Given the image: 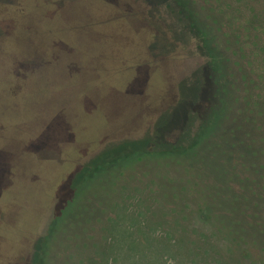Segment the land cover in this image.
<instances>
[{
	"label": "trees",
	"instance_id": "trees-1",
	"mask_svg": "<svg viewBox=\"0 0 264 264\" xmlns=\"http://www.w3.org/2000/svg\"><path fill=\"white\" fill-rule=\"evenodd\" d=\"M94 1L88 0L87 15L75 18L69 13L59 12L68 0H0V74L5 75V84L12 91V103L19 101L26 88L37 80L39 71L50 67L53 61L64 62L69 75L80 67L79 51L64 41L66 46L49 40L44 47H32L33 22L37 18L30 13V6L40 3L50 7V15L60 23L68 25L71 19L80 20L78 26L84 28L90 40H99L104 48L110 49L111 57L106 56L107 52L101 56L106 63L107 60H118L123 65H133V69L134 65L140 66L137 62L144 45L135 36L141 35L140 28L135 33L136 29L130 26L125 14H109L101 8L94 10L93 6L100 7ZM177 4L181 5V2L167 0L164 8L174 17L173 20L177 19L181 24L183 20L195 21L196 13L201 15L200 6L195 8L191 5L189 8L188 3H184V9L182 4L178 10ZM50 15H42L41 18L50 20ZM21 28L26 32L24 41L16 40ZM256 40V36L252 39L251 35L241 34L228 19V45L235 54L233 58L238 60L234 65L239 66L240 79L246 85L244 93L248 95L244 102L247 109L254 103L252 101L257 102V98L248 93L256 81L245 68L255 62ZM20 43L28 47L22 53L16 49ZM246 47L249 51L245 50ZM197 79L202 82L201 76ZM105 90L93 89L80 102L69 93L58 96L55 103L53 98L42 102L40 111L31 119L10 123L11 134H6L9 126L4 131L0 126V264L80 262L95 244L91 227L96 224L102 230L105 219L117 206L116 198L125 182L136 181L141 174L151 176L146 170H155L156 167H180L184 174L179 179L177 176L167 178L166 174L162 180L159 179L158 192L150 193L157 206L153 214L164 216L170 213L176 221H181L188 211H193L201 215L202 222L211 230V238L220 237L213 243L220 251L236 254L246 261L253 259L251 264H264V132L259 127L253 128L259 118L250 125V120L243 117V109L232 114V121H228L232 116L225 114V124L212 137L206 134L212 129L208 120H199L200 128L195 136H190L192 132L187 129L177 140V145L185 140V152L193 149L187 155L184 151L183 155L141 151L138 141L113 142L100 147L96 144L100 140L101 144L104 143L106 129L112 127L106 126V120L102 118L105 128L101 131L99 128L94 132L101 121H91L79 131L78 121L88 116L74 110L79 106L80 110L85 108L101 115L98 102H101ZM197 118V115L191 117L190 123ZM3 122L0 121V125ZM20 129H24L22 133ZM169 145L161 143V148ZM51 149L53 158L44 154ZM67 171L70 178H67L66 186L70 195L64 198L57 211V204L53 206L50 202L57 183ZM52 179L54 183L50 181ZM166 183L175 187L171 191L162 189ZM178 183L184 184L180 191ZM66 186L61 184L59 189ZM44 194H47V199ZM41 199L46 200L47 209L39 218L34 209L41 204ZM29 216L36 220H31V226L26 228ZM34 224L41 225L38 231L32 227ZM22 226L25 229L16 233Z\"/></svg>",
	"mask_w": 264,
	"mask_h": 264
},
{
	"label": "rangeland",
	"instance_id": "rangeland-1",
	"mask_svg": "<svg viewBox=\"0 0 264 264\" xmlns=\"http://www.w3.org/2000/svg\"><path fill=\"white\" fill-rule=\"evenodd\" d=\"M125 1L95 0L100 7L93 6V9L101 8L109 14H125L130 26L136 29L135 33L140 28L141 35L135 36L143 42V53L137 62L140 66L134 65V69L133 65H123L118 60H107L106 63L101 56L107 52L106 56L111 57L110 49L107 46L104 48L99 40H90L84 28L78 26L80 20L71 19L72 22L67 25L54 20L50 7L43 3L30 6V13L37 18L33 22L35 32L31 35L32 47H44L49 40L65 42L79 51L80 67L69 75L66 74L64 62L53 61L50 67L39 71L37 80L26 88L16 104L12 103V91L5 84V75L0 74V121H4L0 126L3 131L9 126L7 135L12 132L10 123L31 119L40 111L42 102L53 98L55 103L58 96L66 93L80 102L93 89H106L101 95V102H98L101 115L85 108L80 110L79 106L74 111L88 116L78 121L79 131L91 121H101L94 132L99 128L101 131L105 128L102 118L106 120V126L112 127L106 129L108 132L104 134V143L101 144L100 140L96 144L100 147L113 142L138 141L141 151L183 155L184 148H187L185 140L178 145L177 140L187 129L192 132L190 136H195L200 128L199 120L207 119L212 129L206 134L212 137L225 124V114L232 116L241 109L244 110L243 117L250 120V125L258 117L259 122L253 128L259 127L264 132V0H179L183 7L177 4L178 10L181 7L184 9V3H188L189 8L191 5L202 8L201 15L196 13L195 21L189 18L191 21L183 20L182 24L165 12L167 0ZM87 5L88 0H68L59 12L80 18L88 14ZM189 8H186L188 13ZM47 14L51 16L50 20H43L41 16ZM228 19L232 20L234 27L239 28L241 34L251 35L252 39L257 37V55L253 56L255 62L245 67L256 81L248 93L254 99L256 97L257 102L252 101L255 104L248 106L249 109L245 108L244 102L248 95L244 93L246 85L240 79L239 66L234 65L238 60L233 58L235 54L228 45ZM18 34L16 40H26L23 28L18 30ZM19 46L16 47L19 53L28 48L21 43ZM245 50L249 51L247 47ZM241 62L243 66L245 58ZM199 76L202 82L197 79ZM46 82L48 85H44ZM196 115L197 121L193 119V124L190 123V118ZM233 119L232 116L228 121ZM23 130L20 129V133ZM161 143L170 145L161 148ZM179 145L180 148L177 147ZM191 151L193 149L184 151V154ZM44 154L55 157L52 149L48 153L44 151ZM146 171L151 176L141 174L136 181L125 182L116 198L117 206L105 219L102 230L96 224L91 227L95 244L90 253L73 264H251L253 259L242 260L236 254H227L214 246L213 243L220 237L211 238V230L202 222L201 215L188 211L185 219L176 221L170 213L164 216L153 214L157 206L151 194L158 192L159 179L162 180L165 174L166 177L177 176L179 179L184 173L180 167H156L155 170ZM66 173L57 183L50 202L53 206L57 204V211L64 198L70 195L66 186L69 171ZM157 175L161 176L156 178ZM50 181L53 182V179ZM61 184H65L66 188L59 189ZM165 185L162 189L171 191L175 187L169 183ZM177 185H180V191L184 184ZM44 195L47 199V194ZM40 203L34 209L39 218L47 209L46 200L41 199ZM31 220L36 219L32 216L26 219V228L31 226ZM32 227L38 231L41 225L34 224ZM23 228L25 226L15 232L19 233ZM8 249L11 247L8 246Z\"/></svg>",
	"mask_w": 264,
	"mask_h": 264
}]
</instances>
